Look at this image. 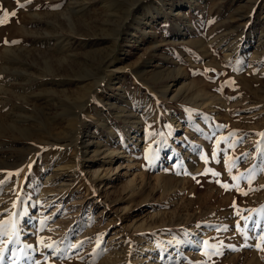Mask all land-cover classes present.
Returning a JSON list of instances; mask_svg holds the SVG:
<instances>
[{
	"label": "rangeland",
	"instance_id": "obj_1",
	"mask_svg": "<svg viewBox=\"0 0 264 264\" xmlns=\"http://www.w3.org/2000/svg\"><path fill=\"white\" fill-rule=\"evenodd\" d=\"M19 4L0 0V264H264V0Z\"/></svg>",
	"mask_w": 264,
	"mask_h": 264
},
{
	"label": "snow or ice",
	"instance_id": "obj_2",
	"mask_svg": "<svg viewBox=\"0 0 264 264\" xmlns=\"http://www.w3.org/2000/svg\"><path fill=\"white\" fill-rule=\"evenodd\" d=\"M17 3H18V5L20 7H23L22 4H19V0H17ZM15 16H16V12L15 11L8 12L7 10H4L3 16L0 17V25H3V24L8 23L9 22V18L10 17H15ZM5 43H8V42L5 41ZM206 71H213L214 72L215 70L214 69H211V70H206ZM213 135L215 136V134H213ZM230 135L234 136L235 133H231ZM262 135H264V134H262ZM222 142H227V138L226 137H222V138H219V139H216L215 140V143H216L217 147ZM237 143H239V141H237ZM232 146H234V145H232ZM227 151H228L227 148L219 149V150H217V148H214L213 151H212V153H211V157L210 158H211L212 161H215L216 163H220V154L221 153H225L226 154ZM243 155H247V154L245 153ZM241 159H242V157H238V158H236V160L232 161L231 164H230V162H229L228 159H225L224 160L225 168L228 171V173H229L230 176H231V172H232V166H234L236 163H238ZM208 160H209V157L205 156L204 157V162L205 163H208ZM20 171L21 170H17L14 175L18 177L20 175ZM205 174H207V173H205ZM213 175H217L218 176L220 174L214 172ZM12 176H13V173H8L7 179L0 180V190H2V188H3V186H4L5 183H7L8 181L11 180ZM240 178L241 177H238V176H231V179L232 180H239ZM221 186L224 187L226 190H228V188H229L228 184H226V183L225 184H222ZM237 190H240L238 188V186H237ZM242 194L243 195H247L248 193L247 192H243ZM15 206L16 205L14 204L13 207H15ZM4 223L6 224L8 222L5 221ZM237 228H239V225H237ZM249 231L254 232L255 231V228H250ZM245 238L248 239V238H251V237H247L246 236ZM261 238L264 239V236H262ZM83 243L84 242L81 241L80 244L76 245V247H80ZM48 247H51V245H49ZM5 250H7V249H5ZM12 254H13V256H15L16 255V250H12ZM3 259H4V257L2 255H0V261H2Z\"/></svg>",
	"mask_w": 264,
	"mask_h": 264
},
{
	"label": "crops",
	"instance_id": "obj_3",
	"mask_svg": "<svg viewBox=\"0 0 264 264\" xmlns=\"http://www.w3.org/2000/svg\"><path fill=\"white\" fill-rule=\"evenodd\" d=\"M185 127H187V126H185ZM188 128V127H187ZM189 130V129H188Z\"/></svg>",
	"mask_w": 264,
	"mask_h": 264
}]
</instances>
